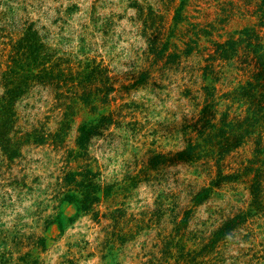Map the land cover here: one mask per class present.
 I'll list each match as a JSON object with an SVG mask.
<instances>
[{
	"label": "rangeland",
	"instance_id": "374dc122",
	"mask_svg": "<svg viewBox=\"0 0 264 264\" xmlns=\"http://www.w3.org/2000/svg\"><path fill=\"white\" fill-rule=\"evenodd\" d=\"M259 1L0 0V109L12 119L0 125V264H264V210L248 187L264 168V125L220 159V174H239L199 201L219 176L216 162L203 149L177 157L201 126L193 124L212 42L256 24ZM29 44L42 61L29 60ZM246 50L215 62L220 92L251 77ZM46 70L52 77L33 76ZM246 105L230 103L229 119ZM90 121L100 129L85 153L78 128ZM85 164L101 186L88 211L65 196V172ZM261 186L264 201V174ZM248 209L212 248V229Z\"/></svg>",
	"mask_w": 264,
	"mask_h": 264
},
{
	"label": "trees",
	"instance_id": "16d2710c",
	"mask_svg": "<svg viewBox=\"0 0 264 264\" xmlns=\"http://www.w3.org/2000/svg\"><path fill=\"white\" fill-rule=\"evenodd\" d=\"M258 4L259 5L256 9L258 16L257 23L252 24V28L248 27L249 25L245 26L238 31H234L233 33L229 32L226 38L212 42L213 45L211 47H214V52L209 53L204 58L206 61L202 67V75L205 80L208 78V81L201 87L204 91V97L202 98L203 105L200 108L197 122L193 124L199 125L201 122V126H199L197 129L196 138H188L184 144V147L177 152V157L180 156L181 158L187 159L189 157L191 158L194 156V154H197L196 152H199L201 149H203L205 152L204 156L213 158L216 162V174H219V176L213 177L210 179L209 183L202 185L197 193L198 201L201 198L207 197L212 188L220 184V182H225L226 180L235 178V176L239 174L238 170L236 173L230 172L228 174H220V159L224 157L226 153L232 150L233 147L239 145L247 133L254 134L255 131H259L257 129L258 125H264V40L262 38V34L259 33V30L257 29V25L259 27L264 26V0H260ZM30 44L29 46L31 47ZM243 47H247V50ZM240 48L246 50L244 57H247L248 53L251 54L249 56L253 60L254 71L252 72L251 77L246 79L245 82H240L237 86L220 92L217 82L221 79L224 69L223 66H220L215 62L220 59L226 60L238 56L240 54L238 53ZM40 51L41 50L35 46L31 47L28 53L29 60L39 62L42 61L40 58ZM175 55L177 56L176 53ZM11 61L12 64L9 67V71H15L14 67L16 66L17 62H19V58L13 56ZM243 61H246V59H243ZM91 72L102 74V70L98 68L97 65L92 67ZM33 76L44 79L50 76L52 77V73L46 70L41 76L37 73ZM28 77L29 75L26 76V74L25 76L21 75L16 87L18 88L17 94L23 92L24 88L26 87ZM95 79L97 80L99 77H96ZM10 82L11 81L9 80H3L1 83L8 85ZM8 88L9 87H6V91L10 90V95L15 92L14 89ZM82 98L84 101L88 100V97ZM14 99L15 98H13V100ZM222 99L229 100V103L228 105H225V107L219 112L221 116L217 120H212L211 115L213 117V115L218 113V105H220ZM230 103H236L239 105L242 103L247 104L244 114L241 115L242 118H240L236 123H234L233 120L229 119L228 117L230 115ZM11 122V116L8 114L6 108L3 110L0 109V125H11ZM187 125H190V123H187ZM227 125H229L228 128L226 127ZM98 127L99 125H96L94 122L90 121L89 123H83L78 128L80 133L77 136V142L80 147L85 149V153L87 151L86 143L91 135L99 132L100 128ZM255 138L257 143V137ZM261 150H263V148H261L260 151ZM81 152L78 154L81 155ZM157 160H159V158L156 159V161ZM260 161L264 164V158H261ZM246 169L252 170L253 167L247 166ZM262 169L264 172V168H256V173H254V175L248 181V187L250 188L251 193H253L254 199H256L253 201V203L258 205L257 208L260 210H264V201L257 199L261 193V176L264 174L261 172ZM64 177L67 184L71 183V187L69 186L65 196L68 200L76 202L78 208L88 211L92 208V204L99 200L98 192L101 186L95 179L92 167L90 165L85 164L78 170H68L65 172ZM107 187L108 184L105 188L107 189ZM75 191L78 193L74 195ZM250 212V209L246 211L238 210L232 216L221 221L214 229H212L211 234L209 235L210 237L207 239L210 243V246L213 248L217 241L221 240L223 237L235 230V228L245 220L246 216H248ZM184 221L185 219H182V222ZM181 228L182 227H180V229ZM114 230L112 231V235L114 236L113 238L116 239V234L120 238H124L122 233H116ZM130 236L132 237L131 233L126 232L127 239L131 238ZM188 251H182L184 254L181 255L184 256Z\"/></svg>",
	"mask_w": 264,
	"mask_h": 264
}]
</instances>
